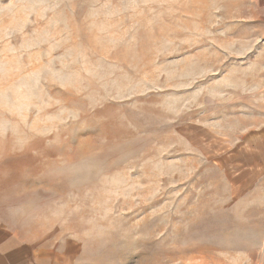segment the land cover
I'll return each mask as SVG.
<instances>
[{"label":"rangeland","instance_id":"rangeland-1","mask_svg":"<svg viewBox=\"0 0 264 264\" xmlns=\"http://www.w3.org/2000/svg\"><path fill=\"white\" fill-rule=\"evenodd\" d=\"M0 215L75 264H264V0H0Z\"/></svg>","mask_w":264,"mask_h":264},{"label":"crops","instance_id":"crops-1","mask_svg":"<svg viewBox=\"0 0 264 264\" xmlns=\"http://www.w3.org/2000/svg\"><path fill=\"white\" fill-rule=\"evenodd\" d=\"M78 249L71 239H29L7 227L0 215V264H75Z\"/></svg>","mask_w":264,"mask_h":264}]
</instances>
